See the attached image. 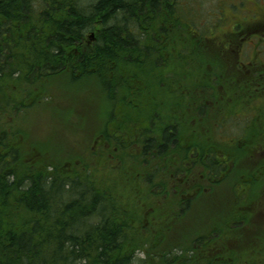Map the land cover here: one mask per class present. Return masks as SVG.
Segmentation results:
<instances>
[{
    "label": "trees",
    "instance_id": "1",
    "mask_svg": "<svg viewBox=\"0 0 264 264\" xmlns=\"http://www.w3.org/2000/svg\"><path fill=\"white\" fill-rule=\"evenodd\" d=\"M183 14L181 0H0V264H235L238 254L220 239L224 230L212 229L167 248L163 237L168 229L156 228L157 222L152 226L157 219L144 222L131 201L141 195L138 189L130 188V194L121 189L131 196L123 200L108 181L91 173L88 163L72 158L62 171L61 164L39 158L20 139L22 112L43 102L46 83L65 74L73 80H97L112 107L119 104L121 112L133 109L132 119L111 113V129L100 132L109 148L103 146L95 153L111 155L118 168L133 162L141 189L147 188L149 196L158 197L165 183L174 186L172 192L177 194L173 191L177 178L184 162L190 163L191 140L180 148L172 146L178 144L177 131L181 134L187 125L179 110L187 103H194L200 114L207 108L216 111V130L232 142L244 141L250 134L263 143L264 115L250 124L252 116L234 111L242 105L243 98L233 105L243 95L242 85L232 73L224 81L226 73L218 71L228 68L231 59L217 54L221 47L205 49L207 25H196ZM241 31L239 25L233 26L230 43ZM159 47L164 54L157 52ZM194 47L204 49L212 59L211 64L204 63V55L195 59L204 60L200 67L205 68L197 84L188 80L184 65ZM165 91L172 95L158 98ZM250 91L257 95L255 87ZM228 93L237 94L227 101ZM7 113L14 120L5 127ZM209 136L208 146L205 141L197 145L211 152L206 162L201 161L203 171L197 173L207 187L216 184L223 167L216 150L229 155ZM175 149L180 151L178 164ZM186 171L181 198L173 206L176 216L189 209L194 192L201 188L196 181L190 185V177L196 175L190 174L189 166ZM261 185L251 203L261 199ZM234 226L229 222L224 232ZM137 252H143L144 258L138 261Z\"/></svg>",
    "mask_w": 264,
    "mask_h": 264
},
{
    "label": "rangeland",
    "instance_id": "2",
    "mask_svg": "<svg viewBox=\"0 0 264 264\" xmlns=\"http://www.w3.org/2000/svg\"><path fill=\"white\" fill-rule=\"evenodd\" d=\"M181 1L183 2V15H189L192 18L189 20L197 23L196 25H207L204 34L208 35L209 39L204 41L203 46L205 49L212 46L223 47L224 39L226 41L230 39L228 35L233 32L235 24L239 25V23L246 20L251 22L256 18L259 19L262 16L261 14L264 13V0ZM253 29L247 28L246 31L249 30L250 32ZM247 33L241 32L238 36L232 37L230 45L233 46L234 52L230 56L233 60H238L239 48L243 47L242 51L240 48V53L244 56V60L245 57L249 60L250 57L264 60V47L260 49H257V46L254 49L251 47V44L258 42V36H256L258 34L254 32ZM247 36L253 38L250 40ZM249 41H251L250 44ZM180 45L183 46V44ZM258 45L260 47V42H258ZM194 49L195 52L188 54L189 57L184 65L186 66L188 80L197 84L203 80L200 70L205 68L200 67L204 60L198 62L195 59L204 55L207 61L204 63L208 64H211L212 59L210 55L205 53L204 49L197 47H194ZM152 70L156 71V67L152 66ZM218 71L226 73L227 77L224 78V81L231 77L232 69L230 67H223ZM185 79L187 80V77ZM45 86L47 98L42 99L43 102L31 108L25 109L18 119V127L22 132L20 134L21 142L29 151L33 150L41 159H51L54 164H61L62 171L67 170L68 162L72 158H77V163L81 161L88 163L91 173L93 172L95 177L108 181L112 189L116 190L118 196L123 200H130L131 196L123 193L122 190L130 194L128 191L130 188L138 189V193H141V195L135 201L134 198L131 201L135 202L136 208H139L138 212L142 215V218L144 217V222L149 221V219L151 221L157 219L152 226L157 222L156 228L162 226L165 231L168 229L169 232L163 237L167 248L173 247L175 244L184 245L189 238L198 234L210 233L212 229L218 228L225 231L228 223L233 221L235 228L229 232L222 231L223 234L220 239L222 243L228 245L230 250L238 254H235L237 255L234 259L235 264H264L263 172H260L257 168L250 170L251 174L258 176L257 180L253 179V182L249 183L253 192L255 190L257 192V188L263 182L261 185L262 197L255 200L252 205L250 198H253L254 195L251 193L248 196L244 190L247 181H243L238 187L237 180L233 178L235 175L229 174L228 178L221 180L219 183L216 181L215 185L210 186L211 190H208V182L196 174L195 181L201 188L195 193V199L188 206L189 209L185 213L176 216V209L174 210L173 206L177 200H180L181 196H179V192L177 194L172 192L174 186L170 187V184L165 183L159 190L158 197L149 196L145 194L147 188L142 187L141 189L140 174L138 168L132 165L133 162L129 166L124 162L123 167L118 168L111 155L105 156L103 152L101 154L95 153V150L102 149L103 146L109 148V144L102 143L104 136L100 132L102 129H109L112 126L111 113L114 112L118 119H121V117L132 119L133 109L128 107V110L121 112L119 111V108L121 109L119 104L112 107L101 85L92 78L80 77L73 80L66 77L65 74H61L48 81ZM194 93L201 92L194 90ZM249 94L251 92H248ZM170 95H172L170 92L165 91L157 96L158 98L167 99ZM244 97V93L243 95L240 94L233 105L238 106L240 100ZM249 109V107L247 109L242 107L241 110L235 108L234 111L245 113ZM216 113V111L214 114L212 113L214 122L211 123L210 133L213 135V144L217 148H225L229 152L227 159H230V162L233 161L234 170L239 169L245 163L249 165V158L253 160L256 154L248 144L251 143L257 146L256 150L262 152L260 149L264 150V142L262 143L259 139L250 137V134L249 138L244 141L232 142L228 135L222 134L223 132L219 133L216 130ZM115 116L112 117L113 120H115ZM255 117L252 116L250 124L253 123ZM3 120L5 121V127H7L13 123L14 115L4 114ZM253 128L254 124L251 125V129ZM248 140V144L242 143ZM228 143L231 149L226 145H222ZM233 143L235 144L230 145ZM106 150L108 151V149ZM109 153L110 150L107 155ZM146 168L150 170L151 167L147 165ZM253 177L255 178V176ZM155 181L159 180L155 178ZM123 186H126V188ZM173 191L176 193V190ZM240 196L246 197V200L244 201ZM236 214L237 216H235ZM243 215H247L246 220L242 219ZM241 225L242 229L239 228ZM144 256L143 252L136 253L138 261L143 259ZM134 264H139V262L135 261Z\"/></svg>",
    "mask_w": 264,
    "mask_h": 264
},
{
    "label": "flooded vegetation",
    "instance_id": "3",
    "mask_svg": "<svg viewBox=\"0 0 264 264\" xmlns=\"http://www.w3.org/2000/svg\"><path fill=\"white\" fill-rule=\"evenodd\" d=\"M261 15H262L261 18H259V19L256 18L251 22L246 20L243 23H239L240 28L243 29V31H241V32H244L245 34L247 32H248L247 34H249L251 32L258 34L256 36H258V42H260V47L258 45V42H254L253 44H251V47L253 49L256 48L255 46H257V49L264 47V13H262ZM250 26H253V27H250ZM255 26H257V27H255ZM247 28H254V29H253V31L249 32V30L246 31ZM90 37L93 38V33L91 34ZM247 37H249L250 40L253 38L252 36H247ZM243 39H245V37H243ZM229 43H230V39L227 41V46L221 47L217 51V54H219L221 57H223L227 60L231 59V61L227 63V66L232 69V72H231L232 76L236 77V78H232V79L233 80L237 79V81L240 82L242 85L240 91H243L245 97H244V99H242V105H241L240 110L242 109V107H245L246 109L249 107L250 111L247 110V112L241 113V115L243 117H247L250 115L256 116L255 118L257 119V117H261L264 115V60L253 58V57H250V60L246 59V57H245V60H244V56L241 55V53H240V48L242 51L243 47L239 48V52L237 55L238 60H233L232 56H230V55L233 54L234 50L232 49L233 46L228 45ZM250 43H251V41H249V44ZM160 47L157 49V52H160V54H162V53L164 54L163 50H165V49H161ZM175 49L177 50V48L173 47V50H175ZM176 50L174 53H176ZM226 54H227V56L225 57ZM235 58H236V56H235ZM246 60H249V61H246ZM175 64H177V63H170V66H173V65L176 66ZM232 65H234V66H232ZM251 87H255V91L257 92V95L255 93L252 94V92L250 91ZM248 92H251V94L248 95ZM236 94L237 93L230 95V93H228V94H224V96L227 99V101H229L230 98ZM206 103H207V106L212 105V102L209 100L206 101ZM179 110H180V114H181L180 116L183 118H187L186 119L187 125L184 124V127L182 128L181 134L178 133V131H177V134H179L177 137L178 144H173L172 146L180 148L181 146L187 144V142L189 140H191L194 144L193 147L190 149V152H191V155H190L191 158L189 159L190 163L184 162L185 169L183 170V173L181 174V176L177 178V180L179 182L177 183V185H175L176 186V192L182 193L183 185H184L186 175H187L186 174L187 167L189 166V168H191V171H190L191 175H193V174L196 175L198 172L203 171V167L200 165L202 163L201 161L206 162L209 154L211 153V152H209V149L207 147H204L203 149H201L197 145H198V143H201L204 141H205L206 146H208L210 144L209 141L211 140V138H210L209 134L211 133V123L213 122V117H212V109L207 108L203 111L202 114H200L198 110L196 111L194 103H187L186 108L183 107V109L180 108ZM209 124H210V126H209ZM259 127H262V126H259ZM182 133H184L185 135L183 136ZM225 145H226V147L227 146L231 147V146H229V143L225 144ZM259 146L261 147V145H259ZM256 147L257 146L254 147V153L256 155H254L253 160H251V158H249V161H248L249 165H248V163H245L243 166L239 167V169L237 168V170H234L233 161L230 162V159L229 160L227 159L229 157V155L224 156L223 152L220 153L218 150H216L218 160H219L218 162L223 165V167H221V170H220L219 178L217 176L216 181H218V179H219V181H218V183H219L221 180L228 178L229 174L235 175L233 178L237 180L236 183H238V187L241 183H243V181L244 182L247 181V182H245V185L247 184L246 189H244L245 193L248 196H250L251 193H252V195H254V193L256 194V190L253 192V189L251 188L250 184L253 182V179L257 180L258 176L251 174L250 170L252 168L253 169L257 168V170H260L261 167L262 168L264 167V165H263L264 161L261 158V157H264V152H263L264 150H260L262 152H259V150H256ZM175 150H177V149H175ZM173 157L176 160V164H178L177 162L180 161V151L178 152V150H177L175 152V154L173 155ZM257 170H256V172H257ZM207 172H208V170H207ZM258 174H259V172H258ZM253 176H255V178ZM193 177H194V175H193ZM190 180H191L190 185L194 186L195 179L194 178L191 179V177H190ZM207 189L211 190L210 186H209V188L207 187ZM185 190H186V188H185ZM195 193L196 192H194L193 195H195ZM253 203H254V201L251 203V205Z\"/></svg>",
    "mask_w": 264,
    "mask_h": 264
}]
</instances>
